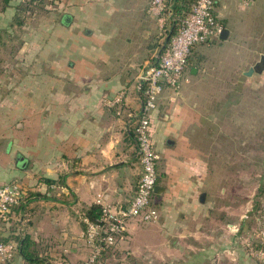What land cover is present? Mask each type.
I'll list each match as a JSON object with an SVG mask.
<instances>
[{"label": "crops", "instance_id": "1", "mask_svg": "<svg viewBox=\"0 0 264 264\" xmlns=\"http://www.w3.org/2000/svg\"><path fill=\"white\" fill-rule=\"evenodd\" d=\"M148 1L55 0L51 11L60 19L45 22L53 30L49 38L36 30L25 37L24 31L13 67L0 72V184L16 179L24 193L8 221H0V231L9 233L13 227L28 235L45 259L42 264H82L89 253L84 211L126 205L135 191L141 163L134 124L143 98L138 75L174 28L167 20L169 31L163 36ZM18 3L9 0L3 6L0 0V28L13 23ZM214 13L228 29L227 37L192 50L245 43L250 23H264V0H216ZM191 52L178 86L163 89L151 114L156 184L162 187L152 200L159 215L149 222L132 219L126 238L97 264H186L178 256L190 246L197 256L194 264H216L223 256L225 264L233 262V221L223 233L213 223L210 244L201 243L205 221L218 214L204 207L201 163L188 142L194 103L186 80L187 73L196 72L189 65ZM201 192L207 202L200 200ZM247 257L242 255L245 261L238 264H261ZM0 264L35 263L25 262L16 249Z\"/></svg>", "mask_w": 264, "mask_h": 264}, {"label": "rangeland", "instance_id": "2", "mask_svg": "<svg viewBox=\"0 0 264 264\" xmlns=\"http://www.w3.org/2000/svg\"><path fill=\"white\" fill-rule=\"evenodd\" d=\"M36 3L34 12H20L13 23L0 28V72L7 73L13 67L22 50L24 31L25 37L36 30V35L49 38L53 30L45 22L60 19L53 11L55 0H36ZM45 5L51 8L45 10ZM250 26L251 33L246 35L245 43L228 44L226 48L214 45L205 52L200 45L194 47L189 65L196 67V72L187 73L186 80L191 87L188 95L194 103L187 127L190 151L201 163V190L206 192L209 202L205 199L204 207L209 205V211L218 214L215 220L205 221L206 233L201 243L210 244L213 223L218 222L223 233L228 228L226 224L233 221L236 255H230L232 264L245 261L242 255L264 264L259 256L260 250H264L260 233L264 230L261 223L264 220V69L250 75L243 73L264 53V23H250ZM202 211L204 215L207 208ZM225 213L229 218L220 216ZM188 237L189 244H193L192 234ZM148 238L155 241L154 234ZM188 248L190 251L180 252L178 258L194 264L197 256L191 246ZM224 259L225 256L217 259L216 264H225ZM203 264H208V260Z\"/></svg>", "mask_w": 264, "mask_h": 264}, {"label": "built area", "instance_id": "3", "mask_svg": "<svg viewBox=\"0 0 264 264\" xmlns=\"http://www.w3.org/2000/svg\"><path fill=\"white\" fill-rule=\"evenodd\" d=\"M215 2L195 0L191 9L178 19L176 28L168 35L166 21H172L173 17L167 0L148 1L149 13L156 17L163 36H168L155 59L138 75L137 84L143 98L135 118L134 136L141 163L140 175L126 205L104 204L95 219L82 215L85 225L83 239L89 246V253L82 264H97L102 253L123 241L132 219L141 222L157 219L159 213L153 204L152 195L157 180L158 153L150 132L151 114L163 89L178 86L193 46L219 37L223 25L214 13ZM23 195V187L16 179L0 185V221L8 216L11 207L19 203ZM260 233L264 238V230ZM16 249L15 240L0 239V260L11 259ZM260 254L264 260V250H260Z\"/></svg>", "mask_w": 264, "mask_h": 264}, {"label": "trees", "instance_id": "4", "mask_svg": "<svg viewBox=\"0 0 264 264\" xmlns=\"http://www.w3.org/2000/svg\"><path fill=\"white\" fill-rule=\"evenodd\" d=\"M2 1H3V6H5L9 2V0H2ZM22 1H26V3H28V4H23ZM194 1L195 0H167V3L170 4V8L172 11V17H173L172 24H174V28H176V26L178 24L177 23L178 19L183 17L191 9V6L194 3ZM36 4H37L36 0H19V3L17 4V11L15 12L13 18H16L17 16H19L20 12H27V11L34 12V10H35L34 7ZM44 9L47 10V8H45V7H44ZM10 181H12V180H10ZM46 181L49 182L50 180L46 179ZM5 183H7V182H5ZM2 184H4V183H2ZM19 203H17V204H19ZM17 204L13 205L11 207L10 211H12L14 206H16ZM92 210L94 213H90L91 211L89 212L87 210L84 211V213H85V215H87L91 219H95L96 217L99 216V214L101 212V206L93 208ZM1 221H4V222L8 221V216ZM0 239L1 240H8V239L15 240L17 242V249L22 254L25 262H27V263L42 264L45 260L43 257H41L38 254L36 248L31 247L32 242H31L29 236L25 235L23 232H18V231L14 232L13 227H9V233L4 234L0 231ZM103 254L104 253H102L99 256L98 261L100 258H102Z\"/></svg>", "mask_w": 264, "mask_h": 264}, {"label": "water", "instance_id": "5", "mask_svg": "<svg viewBox=\"0 0 264 264\" xmlns=\"http://www.w3.org/2000/svg\"><path fill=\"white\" fill-rule=\"evenodd\" d=\"M227 35H228V29L226 27H223L221 29L219 37L220 38H226ZM263 69H264V53L260 54L259 59L253 65L249 66L246 70H244L243 73L250 75L253 71L261 72ZM161 188L162 187H160V185L155 184L154 191L155 192L161 191ZM204 199H205V193L201 192L200 193V200L204 201Z\"/></svg>", "mask_w": 264, "mask_h": 264}]
</instances>
